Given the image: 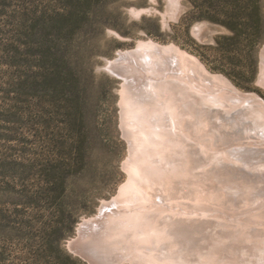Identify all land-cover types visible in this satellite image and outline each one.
Returning a JSON list of instances; mask_svg holds the SVG:
<instances>
[{
	"label": "rangeland",
	"instance_id": "1",
	"mask_svg": "<svg viewBox=\"0 0 264 264\" xmlns=\"http://www.w3.org/2000/svg\"><path fill=\"white\" fill-rule=\"evenodd\" d=\"M148 8L163 12L166 1L0 0V264H89L69 245L128 180L123 81L104 68L118 51L172 44L264 102V0H180L166 26L154 12L132 13ZM198 22L210 32L194 36ZM219 144L222 153L206 148L235 155L239 142ZM258 209L248 217L260 230ZM210 212L177 209L189 219Z\"/></svg>",
	"mask_w": 264,
	"mask_h": 264
},
{
	"label": "bare ground",
	"instance_id": "2",
	"mask_svg": "<svg viewBox=\"0 0 264 264\" xmlns=\"http://www.w3.org/2000/svg\"><path fill=\"white\" fill-rule=\"evenodd\" d=\"M165 1L163 12L132 13L154 12L166 26L178 17L180 0ZM192 31L210 32L205 22ZM260 57L264 87V47ZM104 68L123 81L128 180L80 224L71 251L90 264H264V226L259 230L260 219L250 214L254 226H247L250 210L264 216V102L172 44L138 41ZM225 140L239 142L235 155L206 148L222 153ZM184 195L192 202L180 201ZM185 206L211 212L180 217Z\"/></svg>",
	"mask_w": 264,
	"mask_h": 264
},
{
	"label": "water",
	"instance_id": "3",
	"mask_svg": "<svg viewBox=\"0 0 264 264\" xmlns=\"http://www.w3.org/2000/svg\"><path fill=\"white\" fill-rule=\"evenodd\" d=\"M69 250H70V252H72L73 254H76V255H78V256H80V257H82L80 254H78L77 252H73V251H71V244L69 245ZM82 258H84V257H82ZM84 259H86V258H84ZM87 260V259H86ZM88 261V260H87ZM89 262V261H88ZM90 264V263H89Z\"/></svg>",
	"mask_w": 264,
	"mask_h": 264
}]
</instances>
